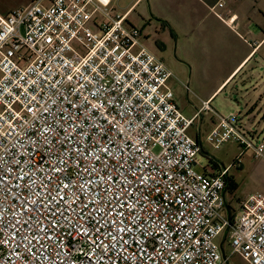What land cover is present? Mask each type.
Wrapping results in <instances>:
<instances>
[{
	"label": "built area",
	"instance_id": "2783aa9c",
	"mask_svg": "<svg viewBox=\"0 0 264 264\" xmlns=\"http://www.w3.org/2000/svg\"><path fill=\"white\" fill-rule=\"evenodd\" d=\"M225 7L210 10L236 29ZM128 17L110 0L0 14V264H264V195L240 216L226 200L243 154L196 170L190 129L211 102L185 117L176 76ZM247 135L215 112L207 143L264 159Z\"/></svg>",
	"mask_w": 264,
	"mask_h": 264
},
{
	"label": "crops",
	"instance_id": "0c3cea01",
	"mask_svg": "<svg viewBox=\"0 0 264 264\" xmlns=\"http://www.w3.org/2000/svg\"><path fill=\"white\" fill-rule=\"evenodd\" d=\"M146 1L156 7L160 17L172 28L173 26L183 28L188 24L196 28L198 37L204 43L207 45L214 43V51H218L219 54L214 60L206 61L205 68L209 74L206 83L211 88L209 96L202 101L211 102L212 109L217 112L219 111L214 107V103L219 98L225 106L230 107L231 100L221 96L228 86L239 78L233 94L239 95L237 104L241 110L240 114L244 113L247 116L243 120L246 123H242V126L253 138L264 136V0H224L226 7L221 11L224 13L229 11L236 17L234 24L236 29H232L211 13L210 9L223 0H110L114 13L129 14L130 23L131 15ZM32 2H28L27 6ZM12 11L6 9L0 2V14L7 15ZM184 15L190 16L186 18ZM145 39L147 40L143 35L144 46L156 55L155 51L146 45ZM201 108L202 106L192 115L185 117L193 118ZM205 114L209 116V121L205 123L202 121L198 125L197 119L190 132L195 128L193 137L202 144L207 153L208 164L204 165L200 172L209 173L213 168L224 169L230 166H220L217 159L211 158L206 151L204 142L214 127L215 114L210 112ZM232 170L229 172V179L236 182ZM228 193L229 191L226 192V200ZM228 206L232 209L230 204Z\"/></svg>",
	"mask_w": 264,
	"mask_h": 264
},
{
	"label": "rangeland",
	"instance_id": "374dc122",
	"mask_svg": "<svg viewBox=\"0 0 264 264\" xmlns=\"http://www.w3.org/2000/svg\"><path fill=\"white\" fill-rule=\"evenodd\" d=\"M1 4L6 9L15 10L17 8H24L32 2L31 0H0ZM34 2V1H33ZM160 12L156 7L149 2H145L138 7L136 11L131 15L130 20L133 26L139 28L143 32V35L147 38L146 45L153 49L158 58H161L169 69L174 73L176 78L170 81V86L175 93L176 102L180 110L184 115L189 116L198 111L203 106V99L209 96L210 88L206 83L209 74L205 68L206 61L214 60L219 52L214 51L215 45L211 43L207 45L198 37V31L195 27H191L188 24L181 28L179 26L169 25V23L160 17ZM188 18L190 15H184ZM239 78L234 81L223 96L231 100V106L227 107L219 98L214 103V107L223 116L230 114H236L238 116L239 125L241 126L243 120L246 119L244 113L240 114L241 110L237 104L239 95L233 94L234 87L237 84ZM215 110L212 109L211 114H215ZM215 116V115H214ZM202 121L205 123L209 121V116L202 112L197 124L200 125ZM193 137L195 135V128L190 132ZM248 138L253 143L260 144L264 142V136ZM194 138V137H193ZM206 151L215 157L220 166L228 167L232 166L236 160L241 159L240 154H243L241 164L233 167L232 173L236 178L238 189L236 191H229L227 196L228 204L235 211L237 216H240L241 203L248 200V198L257 193L264 195V159H256L253 150L243 151L236 142H231L222 147L220 150L213 149L211 145L204 142ZM204 148L201 155L196 158L199 164L196 167L197 171H201L202 167L208 164L207 153ZM214 159V158H213ZM234 194V195H233ZM225 240V234L219 238V243H223ZM225 251L227 256H230L231 250L228 243H225ZM228 264H247L239 257H231Z\"/></svg>",
	"mask_w": 264,
	"mask_h": 264
},
{
	"label": "trees",
	"instance_id": "16d2710c",
	"mask_svg": "<svg viewBox=\"0 0 264 264\" xmlns=\"http://www.w3.org/2000/svg\"><path fill=\"white\" fill-rule=\"evenodd\" d=\"M204 151V150H203ZM238 189V185L234 183L232 180L229 179L228 183V190L230 191H236Z\"/></svg>",
	"mask_w": 264,
	"mask_h": 264
},
{
	"label": "water",
	"instance_id": "95a60500",
	"mask_svg": "<svg viewBox=\"0 0 264 264\" xmlns=\"http://www.w3.org/2000/svg\"><path fill=\"white\" fill-rule=\"evenodd\" d=\"M223 253L225 254V251H224V249H223ZM226 255V254H225Z\"/></svg>",
	"mask_w": 264,
	"mask_h": 264
}]
</instances>
